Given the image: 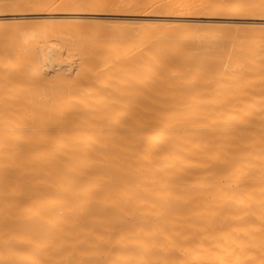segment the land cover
<instances>
[{
	"label": "bare ground",
	"instance_id": "obj_1",
	"mask_svg": "<svg viewBox=\"0 0 264 264\" xmlns=\"http://www.w3.org/2000/svg\"><path fill=\"white\" fill-rule=\"evenodd\" d=\"M74 10L60 13L66 29L102 16ZM200 18L222 17L168 12L161 21L192 28ZM53 31L9 70L13 82L57 52ZM161 58L159 84L144 95L0 99V264H264V88L209 100L199 86L165 99ZM192 61L186 75L209 71Z\"/></svg>",
	"mask_w": 264,
	"mask_h": 264
},
{
	"label": "rangeland",
	"instance_id": "obj_2",
	"mask_svg": "<svg viewBox=\"0 0 264 264\" xmlns=\"http://www.w3.org/2000/svg\"><path fill=\"white\" fill-rule=\"evenodd\" d=\"M91 1L0 0V35L5 34L0 39V62L7 66L3 70L0 65V99L30 96L61 99L67 95L74 99H104L117 93L128 97L144 95L159 84L164 53L165 71L169 73L163 89L165 99L185 98L190 90L199 91V86L208 87L205 91L209 92L199 98L209 100L246 98L244 93L264 88V70L257 68L264 63V0ZM68 8L78 9L74 10L77 14L87 10L102 16L70 28L68 25L67 32L68 21L60 13ZM51 11L60 15L47 17ZM189 11L222 18L205 22L200 18L191 21L192 28L182 27L185 24L174 19L161 21L168 12ZM111 13L119 17L110 18ZM151 13L162 18L153 21L131 17V14ZM27 15L36 17L19 18ZM246 27L259 29L253 32L248 28L247 32ZM53 28L56 30L53 33L57 34V29L58 33L66 29V33L57 34L59 37L51 41L50 45L58 50L48 62L63 68L53 70L48 67L50 63H41L37 66L39 69L34 66L36 70L28 71L25 83L13 82L9 70L26 61L34 51V40L52 32ZM112 33H117V38L109 37ZM128 36L131 39H123ZM121 56L124 61L119 63L116 59ZM133 59L142 61L133 63ZM192 60L197 68L208 67L209 71L196 79L186 75L185 65ZM66 65L73 68L64 69ZM42 78L45 81L41 85L31 84Z\"/></svg>",
	"mask_w": 264,
	"mask_h": 264
}]
</instances>
